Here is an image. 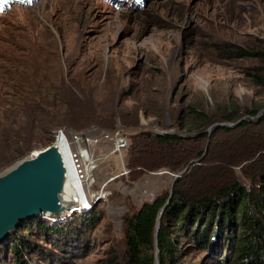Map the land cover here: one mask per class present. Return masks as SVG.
I'll return each mask as SVG.
<instances>
[{"label": "rangeland", "instance_id": "374dc122", "mask_svg": "<svg viewBox=\"0 0 264 264\" xmlns=\"http://www.w3.org/2000/svg\"><path fill=\"white\" fill-rule=\"evenodd\" d=\"M256 44H264V0H0V171L45 147L42 136L54 138L57 129L73 148L77 135L88 150L84 158L92 154L96 159L88 207L43 219L52 226L72 223L65 241L38 233L36 218L26 222H32L28 230L22 223L0 244V264H14L10 249L2 246L20 235L41 246L25 252L26 264H103L122 250L125 217L169 191L182 169H156L133 180L125 168L128 148L112 152L114 132L121 130L128 142L138 131L155 132L150 127H158L156 116L144 112L147 107L151 112L161 108L166 124L172 125L169 113L190 100L206 102L212 114H218V104L238 101L242 119H255L245 110L264 103V96L254 92L242 73L249 62L228 53ZM37 76L45 77L58 96L49 99L42 130L29 133L30 122L43 114L30 99L17 101L23 107L19 114L7 111V94L30 88ZM15 119L18 123L6 130V122ZM253 137L264 139V127L217 131L204 142V155L210 152L212 159L202 166H220L223 177L249 184L253 160L231 157L245 149L241 140ZM234 140L236 145L228 148ZM24 146L22 156H11ZM220 151L222 157H213ZM81 216L89 223L83 224ZM179 250L186 264H231L222 249L211 252L184 237Z\"/></svg>", "mask_w": 264, "mask_h": 264}, {"label": "trees", "instance_id": "16d2710c", "mask_svg": "<svg viewBox=\"0 0 264 264\" xmlns=\"http://www.w3.org/2000/svg\"><path fill=\"white\" fill-rule=\"evenodd\" d=\"M228 57L249 62V65L243 66L242 73L254 92L264 96V44L231 48ZM30 85V88L13 90L7 94L10 103L6 110L19 114L23 107L17 105V101L30 99V103L43 115L30 122L28 132L38 133L42 130L45 111L50 106L49 99L55 101L58 95L45 77H34ZM55 107L52 105V111ZM217 107L218 114H212L208 112L206 102L191 103L190 100L185 108L169 113L173 120L172 125L166 124L161 108H155L151 112L147 107L144 112L156 116L155 124L164 130L155 126L150 128L163 134L145 130L138 131L129 138L125 168L128 174L131 173L133 180L144 172L156 169L176 172L186 166L188 169L191 167L176 178L173 193L159 218L156 236L158 264H186L183 253L179 250L182 237L211 252H220L222 249L220 254L225 256V260L231 258V264H264V139L253 137L241 140L240 145L245 147L243 152L234 157L230 156L234 161L241 157L243 160H253L251 166L255 167L254 178H250L249 184H244L235 177H223L220 166L213 169L202 166V162L212 159L210 152L204 155V142L217 131L232 132L235 128L244 129L253 124L259 129L264 127V112L257 117L264 108V103L254 102L245 110L249 118L254 116L255 119H242L233 127L215 126L209 135L205 130L214 123H233L243 116L238 101L225 103L223 106L218 104ZM16 123V119L7 121L6 130H12ZM168 127L177 128V131L184 133H195V136L182 138L176 132L164 133ZM240 131L243 130L235 133ZM41 140L43 146H46L53 138L43 135ZM246 141L247 145H244ZM236 143L235 140L229 141L227 147L230 148ZM24 151L25 146L22 150L13 149L11 156L17 158ZM220 153L213 157L224 155L223 152ZM169 195L170 191L161 193L153 200L142 203L125 217L124 246L103 264H155V227L159 209ZM81 217L83 224L89 223L85 216ZM92 219L91 217L89 220ZM30 224L32 222L23 223L22 226L26 227L24 230H28ZM71 225L69 222H60L52 226L38 218L32 226L43 236H57L56 240L60 243L65 241L64 232L71 233ZM23 237L25 235H20L19 238L12 236L11 243L2 246L10 249L14 264L27 263L24 260L27 250H41V246H35Z\"/></svg>", "mask_w": 264, "mask_h": 264}, {"label": "water", "instance_id": "95a60500", "mask_svg": "<svg viewBox=\"0 0 264 264\" xmlns=\"http://www.w3.org/2000/svg\"><path fill=\"white\" fill-rule=\"evenodd\" d=\"M260 110L258 117L263 114ZM233 123H214L205 132L211 133L215 126H233ZM179 133L182 138H190L195 133L167 130L164 133ZM161 135L163 132L156 131ZM184 167L174 176L169 189L170 195L159 209L155 227V264H158L156 236L159 218L173 193L176 178L184 173ZM87 208L82 188L74 171L67 142L60 129L54 132L53 141L40 149H34L0 171V244L5 243L22 223L36 218H59L74 211Z\"/></svg>", "mask_w": 264, "mask_h": 264}, {"label": "built area", "instance_id": "2783aa9c", "mask_svg": "<svg viewBox=\"0 0 264 264\" xmlns=\"http://www.w3.org/2000/svg\"><path fill=\"white\" fill-rule=\"evenodd\" d=\"M64 137L67 142V147L74 167V171L76 173L82 191H85V201L87 200L89 202L90 196H88V193L90 192V188L94 183L93 173L96 168V159L92 154H90L89 159L84 158V155L86 154L85 150L87 149L78 143L79 138L77 135H74V141L77 143L76 148H73L71 146L65 135ZM113 141V153H120L121 151L125 150L128 146V138L125 134L121 132V130H117L114 132ZM86 204L88 207V203Z\"/></svg>", "mask_w": 264, "mask_h": 264}, {"label": "bare ground", "instance_id": "6f19581e", "mask_svg": "<svg viewBox=\"0 0 264 264\" xmlns=\"http://www.w3.org/2000/svg\"><path fill=\"white\" fill-rule=\"evenodd\" d=\"M83 192V191H82ZM66 215V214H65ZM47 218H50V217H47ZM53 218H55V217H53Z\"/></svg>", "mask_w": 264, "mask_h": 264}]
</instances>
